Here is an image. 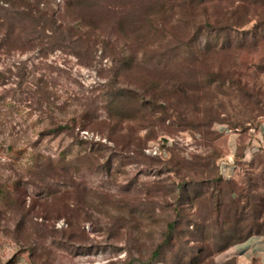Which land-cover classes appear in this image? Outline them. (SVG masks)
<instances>
[{"label": "rangeland", "instance_id": "374dc122", "mask_svg": "<svg viewBox=\"0 0 264 264\" xmlns=\"http://www.w3.org/2000/svg\"><path fill=\"white\" fill-rule=\"evenodd\" d=\"M78 2L0 0V264H140L174 216L181 181L201 180L205 158L228 159V135L231 180L261 169L251 164L264 147L248 163L236 155L264 121L262 8ZM29 4L35 19L17 14ZM234 10L245 25L226 26ZM85 17L92 34L56 46ZM154 96L167 115L153 112ZM182 208L211 212L204 199ZM221 252L212 260L231 264Z\"/></svg>", "mask_w": 264, "mask_h": 264}, {"label": "trees", "instance_id": "16d2710c", "mask_svg": "<svg viewBox=\"0 0 264 264\" xmlns=\"http://www.w3.org/2000/svg\"><path fill=\"white\" fill-rule=\"evenodd\" d=\"M101 1L103 0H80L78 3L82 2L81 4H85L87 8L94 9L98 7ZM198 2L203 3L204 0H198ZM241 3L244 6L246 5L247 8L260 7L264 13V0H241ZM19 6L24 9L21 11L16 8L19 16L28 19L36 18L33 15L31 4ZM235 12L236 10L228 13L229 17L225 18L226 26L246 24L245 21L239 22L232 19L231 16ZM45 16L46 13L39 12L37 17L45 18ZM45 19L47 20V18ZM83 23L81 27L72 25L64 28V30H59L58 36L53 37L56 46H66L70 42H77L84 35L92 34L91 28H93V25L91 21L85 17ZM81 28L84 31H81ZM105 43L109 45L110 41L107 40ZM124 59H119L118 62L122 65L127 64ZM121 92L123 90L118 89L112 94H125ZM153 98V101L148 103L153 112L167 115V108L161 103H157L158 97L154 96ZM214 121L215 119H210L206 126H211ZM59 128H62V126ZM236 156L240 159L243 157V153L240 152ZM216 157L212 160L209 157L205 158V161L197 164L201 167V180L181 181L174 216L166 222L165 230L161 235L162 240L151 252V257L145 261L139 259L140 264H159L157 258L160 256H163L161 264H216L212 260L214 254L224 251L229 246L243 241L253 234L264 235V155L258 157L251 164L260 167V171L256 175L248 177L241 184H237L231 178H225L221 175L219 167L215 163ZM209 165L212 166L211 169L208 168ZM191 185H197L201 188L206 186V190L200 189L194 191L191 195L188 192V187ZM192 199L194 201L208 200L211 205L210 215L201 217V215L191 216L185 214L182 206L186 204V200L191 201ZM231 264H235L234 260Z\"/></svg>", "mask_w": 264, "mask_h": 264}, {"label": "crops", "instance_id": "0c3cea01", "mask_svg": "<svg viewBox=\"0 0 264 264\" xmlns=\"http://www.w3.org/2000/svg\"><path fill=\"white\" fill-rule=\"evenodd\" d=\"M264 122V121H263ZM252 138L251 143H247L243 148V157L241 161L248 163L254 155L252 147H264V123L257 128L254 133H250ZM231 141V151L227 155L229 162L226 166V173L232 177L236 175V163L232 162L235 159V151L237 148V134L233 133L229 136ZM234 151V154H233ZM226 161V160H225ZM223 259H233L235 264H264V235L253 234L243 241L229 246L221 252Z\"/></svg>", "mask_w": 264, "mask_h": 264}, {"label": "built area", "instance_id": "2783aa9c", "mask_svg": "<svg viewBox=\"0 0 264 264\" xmlns=\"http://www.w3.org/2000/svg\"><path fill=\"white\" fill-rule=\"evenodd\" d=\"M261 122H263V121H261ZM263 123H264V122H263ZM252 150L255 152V151L258 150V148L253 146V147H252ZM228 162H229V160L221 161V162L219 163V165H218V167H219V171H220L221 175L224 176L225 178H231V177H232L231 175H228V174L226 173V166H227V163H228Z\"/></svg>", "mask_w": 264, "mask_h": 264}]
</instances>
